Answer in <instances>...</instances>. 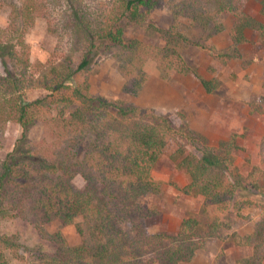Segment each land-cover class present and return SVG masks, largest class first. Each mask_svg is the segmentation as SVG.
<instances>
[{
    "label": "trees",
    "instance_id": "1",
    "mask_svg": "<svg viewBox=\"0 0 264 264\" xmlns=\"http://www.w3.org/2000/svg\"><path fill=\"white\" fill-rule=\"evenodd\" d=\"M246 1L168 0L173 21L168 27L156 28L164 41L160 46L137 38L128 39L120 22L124 18L145 22L148 13L162 0H115V9L107 15L98 9L92 10L86 0H66L68 17L78 21L74 23L84 29L81 35L88 42L87 50L75 67L53 65L50 75L46 74L41 81L49 93L31 101L17 95L21 84L15 79L18 70L22 78L27 75L30 46L25 33L47 3L24 1L21 14L16 12L13 17L22 16V24L14 29L20 33L16 43L5 40L9 30L0 27V63L8 84L15 85L12 95L0 101V137L4 135V122L13 119L20 126L13 149L0 160V212H4L5 196L22 187L27 193L32 218L39 226L54 219L65 226L76 222V217H82V221L75 223L80 243L70 244L58 230L51 236L59 244L58 250L43 255L45 264L190 262L208 241L223 238L227 220L244 217L245 207L256 206L264 211L263 168L255 166L247 176L240 172L233 156L238 147L235 135L218 145H210L204 134L186 122L176 124L170 114L95 94L90 91L88 81L75 79L77 74L90 68L93 54L99 49L115 48L119 69L126 77L124 90L136 95L149 79L143 66L150 58L164 68L186 74L193 69L187 64L182 49L190 45L207 50L225 62L239 57L237 45L248 41L249 30L264 34V23L245 11ZM227 11L235 17L231 30L233 44L216 49L205 40L223 30L219 18ZM180 16L192 18L207 34L199 38L186 35L179 29ZM95 18L101 19L96 22ZM88 20L95 23L86 24ZM202 82L207 91L213 90L207 80L202 79ZM65 90L71 91L69 97L57 94ZM56 104L62 108L59 131L61 135L67 131L64 139L55 143L60 150L57 156L56 148L48 151L46 148L44 152L35 148L29 135L36 123L30 116L31 109ZM171 140L177 143L172 159L177 160L190 179L182 191L202 195L204 206L184 218L175 234L149 232L145 220L156 213L139 199L159 190L161 183L153 176V168ZM3 145L0 139V148ZM259 156L264 165V137L259 145ZM79 169L87 181L82 189L63 178ZM98 188L101 193L97 192ZM210 207L215 214L208 213ZM232 240L237 245L253 248L251 256L241 258L236 264H261L264 213L251 233H235ZM3 247H0V264H10L2 252Z\"/></svg>",
    "mask_w": 264,
    "mask_h": 264
},
{
    "label": "rangeland",
    "instance_id": "2",
    "mask_svg": "<svg viewBox=\"0 0 264 264\" xmlns=\"http://www.w3.org/2000/svg\"><path fill=\"white\" fill-rule=\"evenodd\" d=\"M24 1L0 0V27L9 30L5 40L17 42L20 33L14 29L22 24V16L19 15L17 19L13 17L16 12L21 14ZM44 1L47 3L46 9L40 11L42 14L35 18L25 33L26 43L30 46L27 75L22 78L18 70V78L15 79L21 84L16 93L22 95L25 101L48 94L41 81L49 74L51 67L63 64L77 66L88 45L81 35L84 29L75 24L78 21L68 17L66 0ZM86 2L92 10L98 9L103 15L112 14L115 9V0ZM244 9L264 23V0H247ZM100 19L95 18V21ZM147 19L145 22H132L124 18L120 26L128 39L137 38L148 44L163 46L164 41L156 28L168 27L173 21L168 0H162L148 13ZM219 19L223 30L205 41L216 49H225L233 44L231 30L235 17L227 11ZM85 23L95 22L88 20ZM195 23L188 16L179 17V29L186 35L197 38L206 35L207 32ZM247 34L248 41L237 45L239 57L226 62L195 45L183 48L182 54L193 69L186 74L164 68L156 60L148 59L143 69L149 79L138 95L124 90L126 77L119 69L115 48L111 51L95 50L90 68L77 74L75 79L88 81L90 91L95 94L170 114L176 124L186 122L204 134L210 145H218L220 141L229 140L235 135L238 147L233 152L234 163L247 176L255 166L264 171L259 156V145L264 137V34L259 30H249ZM202 79L214 87L212 91L206 90ZM14 86L13 83L8 84L0 63V101L12 95ZM57 94L69 97L71 91H59ZM61 110L56 104L34 106L30 111V116L36 121L29 132L33 145L43 152L46 148L47 151L56 148V156L60 150L55 143L67 135V131L62 135L59 131ZM4 123V135L0 137L4 143L0 148V160L13 149L20 134V126L15 120ZM176 147V141L171 140L153 168V176L161 183L159 190L139 199L140 203L156 213L145 220V228L149 232L175 234L184 218L199 212L204 206L202 195L182 191L190 179L186 170L172 159ZM48 155L51 156L50 152ZM79 171L63 178L70 179L76 188L82 189L87 181ZM261 183L264 186V180ZM97 192H100V188ZM208 213L215 214L213 207L209 208ZM242 213L244 217L227 220L223 238L208 241L190 262L180 264H236L241 258L251 256L252 246L237 245L232 236L235 233H251L264 211L260 207L248 206ZM75 221H82V217H76ZM76 222L63 226L59 219H54L39 226L32 218L27 193L22 187L17 188L5 196L4 212H0V247L8 245L2 248V252L10 264H45L43 255L54 254L58 250L59 244L51 237L58 230L70 244L80 243ZM261 264H264V258Z\"/></svg>",
    "mask_w": 264,
    "mask_h": 264
}]
</instances>
